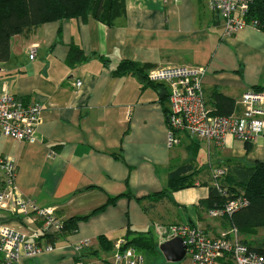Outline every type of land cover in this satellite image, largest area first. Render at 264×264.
Wrapping results in <instances>:
<instances>
[{
  "label": "crops",
  "instance_id": "0c3cea01",
  "mask_svg": "<svg viewBox=\"0 0 264 264\" xmlns=\"http://www.w3.org/2000/svg\"><path fill=\"white\" fill-rule=\"evenodd\" d=\"M124 10L114 26L70 18L29 28L11 37L10 58L0 61V93L42 105L32 141L0 137V156L16 165L18 191L62 221L89 215L75 232L53 235V249L23 255L20 264H75L74 244L85 239L91 246L82 253L84 262L103 264L114 250L102 249L97 237L114 243L127 229L151 230L157 245L158 231L179 223L218 236L228 222L209 217L202 204L210 172L227 161L264 162V136L245 143L228 134L217 143L182 133L169 147L167 87L113 74L121 60L146 65V74L161 66H200L207 100L216 91L236 101L245 90L264 87V32L248 25L224 35L206 0H124ZM71 44L89 58L69 66ZM32 45L34 59L28 56ZM184 165L191 167L184 175H191L193 186L172 191L171 199H139L165 188L169 173ZM110 196H118L114 204L92 213ZM0 224L22 231L28 241L41 238L38 218L0 209Z\"/></svg>",
  "mask_w": 264,
  "mask_h": 264
},
{
  "label": "built area",
  "instance_id": "2783aa9c",
  "mask_svg": "<svg viewBox=\"0 0 264 264\" xmlns=\"http://www.w3.org/2000/svg\"><path fill=\"white\" fill-rule=\"evenodd\" d=\"M177 1V0H175ZM208 8L219 19L224 35H232L250 25L244 18L249 0H206ZM36 46L29 48L28 56L34 59ZM2 71V68H0ZM204 68L195 65H174L155 67L148 72V79L162 83L168 90L167 145L179 144L180 135L186 133L191 138L206 142L222 143L228 134L245 143L264 136V89L245 90L235 101L231 114H214L206 103L202 89ZM80 82H77L79 85ZM42 105L23 100L6 91L0 93V137L20 141H32L35 127L40 119ZM223 168H214V179L224 174ZM17 168L8 157L0 156V209H8L13 214L35 217L41 221L40 237L61 232L63 221L53 210L38 206L33 200L21 195L15 185ZM222 196L226 190L220 189ZM247 200L238 197L224 202L219 207L210 208L211 218L230 217ZM160 243L171 237H179L186 245L184 258L172 264H222L221 259L231 264H264V254L249 249L239 238L236 227L230 226L218 236H209L200 226L190 223L170 225L165 232H159ZM28 241L22 231L0 224V264H20L21 256L33 257L42 251L53 249V244L43 239ZM123 238L113 244L114 254L108 264H146L142 252L132 247L122 248ZM91 246L85 239L74 244L78 253L75 264H87L81 257Z\"/></svg>",
  "mask_w": 264,
  "mask_h": 264
},
{
  "label": "trees",
  "instance_id": "16d2710c",
  "mask_svg": "<svg viewBox=\"0 0 264 264\" xmlns=\"http://www.w3.org/2000/svg\"><path fill=\"white\" fill-rule=\"evenodd\" d=\"M124 0H0V61H7L10 58L11 37L35 27L39 24L78 18L86 21L93 18L108 26L117 25L124 17ZM245 20L255 28L264 32V0H249L248 9L244 16ZM89 58L76 44H71L67 53L66 62L69 66L85 61ZM103 62L106 59L100 57ZM147 66L139 65L133 61L121 60L113 69L116 76L137 75L143 84L157 87L158 82H152L145 73ZM254 90H262L264 87H253ZM166 101L168 102V90L166 88ZM206 103L213 109L214 114L228 115L235 109V100L223 95L220 92H212ZM167 114L168 106H165ZM190 165H184L168 176V183L165 188L151 195L139 198L140 200L150 198L159 200L161 198L171 199L172 191L193 186L191 175H184ZM224 174L212 176L209 184L208 197L202 201L207 211L213 207H219L228 200L244 197L247 203L239 207L230 217H225L228 227L234 226L240 233H245L256 227H264V162L257 161L247 165L239 161H227L223 166ZM220 189L226 190L227 195L222 196ZM124 195L132 196L130 192ZM119 196V195H118ZM118 196H110L107 201L92 213L101 211L104 207L114 204ZM146 208V207H145ZM147 209V208H146ZM85 216H73L63 221L61 232L72 233L77 229V223L87 218ZM47 242L53 239V235H44L41 239ZM125 244L122 248L132 247L142 252L147 259L161 258L167 262L154 239L151 230L136 231L127 229L124 238ZM102 249L109 251L113 244L104 235L97 237ZM249 249L264 254V247L253 246L242 240ZM51 243V242H50ZM83 255H81L82 257ZM222 264H231L229 260L221 259ZM103 264H108L105 262Z\"/></svg>",
  "mask_w": 264,
  "mask_h": 264
},
{
  "label": "water",
  "instance_id": "95a60500",
  "mask_svg": "<svg viewBox=\"0 0 264 264\" xmlns=\"http://www.w3.org/2000/svg\"><path fill=\"white\" fill-rule=\"evenodd\" d=\"M164 259L169 263L181 261L186 253V245L179 237H171L170 239L158 245Z\"/></svg>",
  "mask_w": 264,
  "mask_h": 264
},
{
  "label": "rangeland",
  "instance_id": "374dc122",
  "mask_svg": "<svg viewBox=\"0 0 264 264\" xmlns=\"http://www.w3.org/2000/svg\"><path fill=\"white\" fill-rule=\"evenodd\" d=\"M211 172H210V179H211ZM238 236L241 240L253 246L264 247V227H256L245 233L239 232ZM157 257L152 258V260L151 258H149L147 259V262L149 264H166V262L163 259L161 258L158 259Z\"/></svg>",
  "mask_w": 264,
  "mask_h": 264
}]
</instances>
